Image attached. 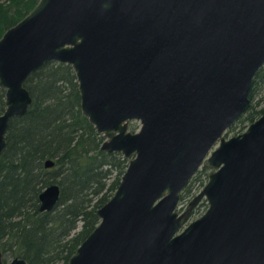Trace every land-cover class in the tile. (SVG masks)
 I'll list each match as a JSON object with an SVG mask.
<instances>
[{
    "label": "water",
    "instance_id": "1",
    "mask_svg": "<svg viewBox=\"0 0 264 264\" xmlns=\"http://www.w3.org/2000/svg\"><path fill=\"white\" fill-rule=\"evenodd\" d=\"M48 61L72 67L101 149L129 157L67 264H264V113L224 135L264 64V0H37L0 35V154L32 101L28 76ZM202 164L207 180L178 212ZM59 195L45 186L39 210Z\"/></svg>",
    "mask_w": 264,
    "mask_h": 264
},
{
    "label": "trees",
    "instance_id": "2",
    "mask_svg": "<svg viewBox=\"0 0 264 264\" xmlns=\"http://www.w3.org/2000/svg\"><path fill=\"white\" fill-rule=\"evenodd\" d=\"M36 1L0 0V35ZM263 84L264 65L236 121L250 123L264 113V105L256 108L258 100L253 104ZM25 87L32 101L25 113L11 118L0 154V254L3 261L9 255L28 264H66L98 223L96 210L116 189L127 159L100 148L103 136L81 113L69 64L44 63L28 76ZM4 108L0 88V114ZM47 159L53 166H44ZM50 183L59 185V199L51 210L40 211L38 195Z\"/></svg>",
    "mask_w": 264,
    "mask_h": 264
},
{
    "label": "rangeland",
    "instance_id": "3",
    "mask_svg": "<svg viewBox=\"0 0 264 264\" xmlns=\"http://www.w3.org/2000/svg\"><path fill=\"white\" fill-rule=\"evenodd\" d=\"M259 101L258 105L256 106V108H260L261 106L264 105V84L260 87L259 90H257L256 95L253 99V104L256 103L255 101ZM237 120V119H236ZM234 121V123L229 126L225 131H224V135L225 137H229L233 134H237L241 131H243L247 125L249 124V121H243L241 122L240 120L238 121ZM137 126L138 123L137 121H131L128 124V128L131 126ZM217 145V143H216ZM211 168L209 166H207L206 168L203 167V164L199 167V169L196 171V173L193 175L192 179L190 180L189 185L191 186V188H188V190L184 189L181 194H180V200L177 204V208L178 210H182L185 209L188 206L189 201L191 200V198L199 191L202 189L204 183L207 180V175L210 172ZM114 174V172H113ZM113 174L112 176L109 178V183L112 181L113 179ZM122 175V174H121ZM121 175L119 177V179L121 178ZM115 191V190H114ZM208 204L205 198H201L198 203L193 207V209L191 210L189 216L186 218L185 222L183 223L182 227L186 226L191 220L199 217L207 208ZM79 229V227H78ZM7 260L9 261L12 257H9V255H6ZM2 255H1V259H2ZM62 261H59L57 264H62Z\"/></svg>",
    "mask_w": 264,
    "mask_h": 264
},
{
    "label": "flooded vegetation",
    "instance_id": "4",
    "mask_svg": "<svg viewBox=\"0 0 264 264\" xmlns=\"http://www.w3.org/2000/svg\"><path fill=\"white\" fill-rule=\"evenodd\" d=\"M24 85H25V84H24ZM0 88H1V87H0ZM4 98H5V96H4ZM4 102H5V101H4ZM4 109H5V108H4ZM2 113H3V112H2ZM259 116H260V115H259ZM11 118H12V117H11ZM11 118H10V120H11ZM10 120H9V122H10ZM132 121H137V120H132ZM130 122H131V121H130ZM137 123H138V125L136 126V129H137L138 126H139V122H138V121H137ZM8 125H9V124H8ZM7 129H8V127H7ZM128 129L130 130V127H129ZM136 129H135V130H136ZM131 130H132V129H131ZM135 130H133V131H135ZM6 132H7V130H6ZM5 137H6V133H5ZM100 148H101V145H100ZM122 156H123V155H122ZM123 157H124V156H123ZM124 158H126V157H124ZM126 159H127V164H128L129 157H127ZM53 164H54V163H53ZM52 166H53V165H52ZM126 166H127V165H126ZM203 167L206 168L207 165L203 164ZM125 168H126V167H125ZM195 173H196V172H195ZM195 173H194V174H195ZM207 176H208V175H207ZM192 177H193V176H192ZM192 177H191V179H192ZM191 179H190V180H191ZM190 180H189V183H190ZM189 183L186 185V187H185L184 189L188 190V188H191V186L189 185ZM54 206H55V205H54ZM54 206H53V207H54ZM53 207H52V208H53ZM38 208H39V207H38ZM186 208H188V206H187ZM186 208H185V209H186ZM185 209L178 210V212H182V211H184ZM192 209H193V208H191V210H192ZM50 210H51V209H50ZM191 210H190L189 213L187 214L186 218L189 216ZM77 229H78V228H77ZM13 257H15V256H13ZM13 257H12V258H13ZM19 257H20V256H19ZM2 260H3V259H2ZM67 261H68V260H67ZM66 264H67V263H66Z\"/></svg>",
    "mask_w": 264,
    "mask_h": 264
}]
</instances>
